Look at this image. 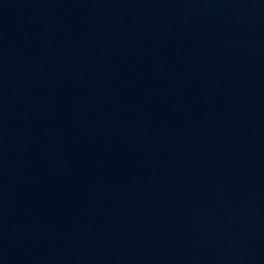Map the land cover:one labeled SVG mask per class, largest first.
I'll return each mask as SVG.
<instances>
[{"label": "water", "instance_id": "1", "mask_svg": "<svg viewBox=\"0 0 264 264\" xmlns=\"http://www.w3.org/2000/svg\"><path fill=\"white\" fill-rule=\"evenodd\" d=\"M0 264H264V0H0Z\"/></svg>", "mask_w": 264, "mask_h": 264}]
</instances>
